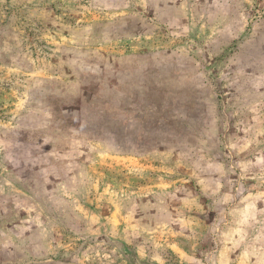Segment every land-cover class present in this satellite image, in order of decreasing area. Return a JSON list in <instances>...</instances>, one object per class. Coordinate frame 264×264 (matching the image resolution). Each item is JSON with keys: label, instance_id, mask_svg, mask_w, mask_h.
I'll use <instances>...</instances> for the list:
<instances>
[{"label": "rangeland", "instance_id": "1", "mask_svg": "<svg viewBox=\"0 0 264 264\" xmlns=\"http://www.w3.org/2000/svg\"><path fill=\"white\" fill-rule=\"evenodd\" d=\"M0 264H264V0H0Z\"/></svg>", "mask_w": 264, "mask_h": 264}]
</instances>
